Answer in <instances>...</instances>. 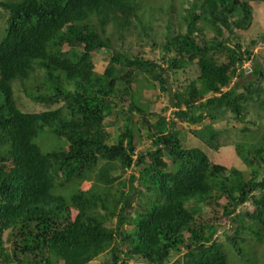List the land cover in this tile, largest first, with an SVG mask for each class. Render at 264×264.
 <instances>
[{"label":"trees","instance_id":"obj_1","mask_svg":"<svg viewBox=\"0 0 264 264\" xmlns=\"http://www.w3.org/2000/svg\"><path fill=\"white\" fill-rule=\"evenodd\" d=\"M253 1L264 5L182 0L176 29L168 23L163 40L151 42L161 47L156 61L134 51L154 30L163 9L156 0H0V264H93L104 254L100 264H264V127L234 143L246 174L185 147L176 128L193 125L192 135L216 150L214 123L226 112L243 121L247 103L264 92L252 80L232 85L264 40L245 49L237 40L252 23ZM189 64L198 75L173 91V116L150 112L143 91L169 90V75ZM249 68L264 77L257 63ZM13 82L30 100L59 105L21 110ZM115 121L112 140L107 124ZM45 127L51 147L36 141ZM142 127L150 146L137 152ZM214 204L232 223L228 244L198 216Z\"/></svg>","mask_w":264,"mask_h":264},{"label":"rangeland","instance_id":"obj_2","mask_svg":"<svg viewBox=\"0 0 264 264\" xmlns=\"http://www.w3.org/2000/svg\"><path fill=\"white\" fill-rule=\"evenodd\" d=\"M158 4H161L163 9L160 10L156 16L158 18L154 21V30L150 31V37L145 38L144 45L142 47H134V51L142 50V54L146 58H152L156 61H160L161 59V47L152 46L151 42H161L163 34L166 32V27L168 23L173 25L172 29H176L177 22L180 21L181 16L180 14H184L183 8L186 7V3L182 2V0H156ZM173 4L175 6V10H169L167 6L169 4ZM253 5V16H252V23L248 30L241 32L238 35L237 40L240 41L242 44V48H246L249 46L251 39H259L260 35L264 34V5L261 2H252ZM4 18L3 12L0 8V39L4 34ZM111 25L108 26V29L111 30ZM207 31V36L212 35V32L209 30ZM135 32V31H134ZM130 35V36H129ZM124 42H128L131 39L135 40V35L129 34ZM228 33L224 34L226 37ZM127 40V41H126ZM119 40L117 43H120ZM108 52L104 49L97 51L94 53V62H95V70L101 72L107 62ZM251 60H247L243 64V68L246 71L244 77L238 78L237 80L232 81V85L234 83H238L243 85L247 81H255L257 86L264 89V77H260L261 75L258 74H251L250 72V65L254 62L258 64L259 69L264 72V40H258L257 45L253 47V52L251 56ZM217 58L219 61H223L225 59V54H218ZM37 73H41V71L37 70ZM198 75V69L195 64L187 65L183 70H179L175 73H171L168 77V89L167 91H162L158 88L155 89H145L143 91V100L147 101L149 104V111L154 112L159 115H163L167 118H171L173 116V112L175 111V107L173 106V98L172 93L176 89L182 90L184 85H186L191 79H194ZM35 77H38V74H34ZM13 91H14V98L16 100V104L19 109L27 112H39L49 108H53L58 106L59 104L48 105L43 102H36L30 100L22 91L21 84L18 82L12 83ZM172 91V92H171ZM264 99V92L262 91L259 96L254 95L253 100L247 103L245 117L243 121L235 120L232 118L230 112H226L224 115L220 117L214 123V126L220 130V137H219V144L220 147L218 149H211L206 147L203 142H201L198 138L194 137L191 133V128L193 125H189L185 122L177 121L176 128H181L180 138L182 143L185 147H197L205 151V153L209 156L210 160L214 163L225 165L227 168L229 167H236L244 173H248L249 168L246 166L244 161L236 154L234 143L240 142L243 140L246 143L248 139L252 138V135L256 130H261L264 127V103L262 100ZM151 121L154 120V117H148ZM113 120V119H112ZM208 121V120H206ZM121 122H112V124H107V130L112 135V140L115 138L117 134V127L120 125ZM244 127H248L251 131H245ZM49 128L45 127L42 131H40L39 136L37 138V143L41 146L46 145V147H51L55 145L56 141L53 140V134L49 133ZM140 140L136 146L137 152H145L146 149L150 146V140L146 135V131L144 127L141 128V135ZM44 147V146H43ZM133 170H127L125 173L128 175ZM223 202V200H222ZM250 204L245 203L241 205V208H250ZM135 209V207H134ZM222 209L220 206L214 204L212 206L202 205V210L200 215L202 219H210L214 222L217 226V238L225 243L226 242V235L232 234L233 226L232 223L227 221L225 218L221 219ZM127 229L131 228V225H125ZM4 238L6 237V232L4 233ZM7 245L9 244L6 243ZM257 247H262L257 245ZM109 255L104 254L97 257L93 264H100L104 261ZM178 258V254L174 255L172 258V263H176V259ZM129 264H150L144 260H129Z\"/></svg>","mask_w":264,"mask_h":264}]
</instances>
